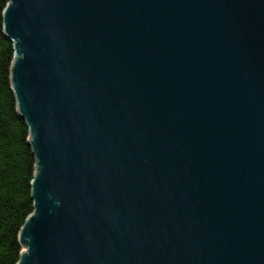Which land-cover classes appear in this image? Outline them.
<instances>
[{"label":"water","instance_id":"obj_1","mask_svg":"<svg viewBox=\"0 0 264 264\" xmlns=\"http://www.w3.org/2000/svg\"><path fill=\"white\" fill-rule=\"evenodd\" d=\"M37 160L19 264H264V0H9Z\"/></svg>","mask_w":264,"mask_h":264},{"label":"trees","instance_id":"obj_2","mask_svg":"<svg viewBox=\"0 0 264 264\" xmlns=\"http://www.w3.org/2000/svg\"><path fill=\"white\" fill-rule=\"evenodd\" d=\"M8 5L9 0H0V264H19L22 229L35 213L32 183L37 160L13 91L16 49L5 30Z\"/></svg>","mask_w":264,"mask_h":264}]
</instances>
